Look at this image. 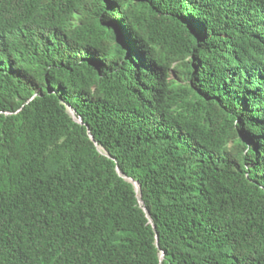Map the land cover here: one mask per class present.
I'll list each match as a JSON object with an SVG mask.
<instances>
[{
  "label": "trees",
  "instance_id": "obj_1",
  "mask_svg": "<svg viewBox=\"0 0 264 264\" xmlns=\"http://www.w3.org/2000/svg\"><path fill=\"white\" fill-rule=\"evenodd\" d=\"M0 264H264V0H0Z\"/></svg>",
  "mask_w": 264,
  "mask_h": 264
},
{
  "label": "water",
  "instance_id": "obj_2",
  "mask_svg": "<svg viewBox=\"0 0 264 264\" xmlns=\"http://www.w3.org/2000/svg\"><path fill=\"white\" fill-rule=\"evenodd\" d=\"M68 112H69V115L71 116V118H72L74 121H76V122L79 123V124L82 123L80 119H75V116H74V113H75V112H74L71 108H68ZM90 138L93 140V138H92L91 136H90ZM117 172H118L119 175H121L120 172H119L118 170H117ZM123 178L126 179L127 181H129L130 183L133 184V186H134V190H135V192L138 194V196H137V198H138V202H139L140 206H143V202H142V200H141V198H140L141 195H140V193H139L140 185H139L137 182H134V181H132V180L126 178V177H123ZM142 209H143V211L146 213V216H147L149 222L152 224V221H151V219H150V217H149L148 212L146 211V209H145L144 207H142ZM153 228H154V227H153ZM156 241H157V236H156ZM163 257H164V253H162V254L160 255V260H162Z\"/></svg>",
  "mask_w": 264,
  "mask_h": 264
}]
</instances>
